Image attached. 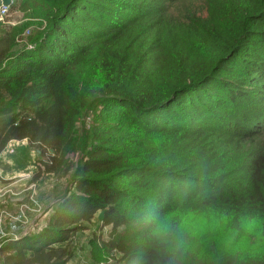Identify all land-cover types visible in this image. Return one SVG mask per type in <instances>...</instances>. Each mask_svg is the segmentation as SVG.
Here are the masks:
<instances>
[{
  "label": "trees",
  "instance_id": "16d2710c",
  "mask_svg": "<svg viewBox=\"0 0 264 264\" xmlns=\"http://www.w3.org/2000/svg\"><path fill=\"white\" fill-rule=\"evenodd\" d=\"M174 1L13 0L25 22L0 20V159L26 142L72 187L46 224L2 240L0 264L89 247L87 264H264V0L183 18ZM190 214L237 236L254 223L262 252L183 254ZM90 226L107 237L79 244Z\"/></svg>",
  "mask_w": 264,
  "mask_h": 264
},
{
  "label": "rangeland",
  "instance_id": "374dc122",
  "mask_svg": "<svg viewBox=\"0 0 264 264\" xmlns=\"http://www.w3.org/2000/svg\"><path fill=\"white\" fill-rule=\"evenodd\" d=\"M213 1L217 6L228 2ZM168 5L171 6V14L177 18H183L185 15L206 16L208 11L207 0H175ZM23 16L21 12L11 11L5 20L9 24L17 25L25 22ZM253 145L246 144L243 151L236 153V158L244 159L252 151ZM39 155L36 146L33 148L24 142H14L0 159L3 165L0 167V243L8 236L29 233L46 224L48 217L53 213L49 211L51 207L72 187V172L66 176L46 173L47 155ZM76 158L77 155H72L71 161ZM257 229V225L252 223L246 227L243 235L237 236L220 225H210L202 216L190 214L181 224L177 242L183 254L197 253L204 259L209 257L211 250L216 253L256 255L263 250ZM207 230L210 236L203 237ZM103 235L106 238L108 231L101 232L90 226L89 229L81 231L78 243H88L89 238L100 242ZM86 255L93 263V254L89 247L87 251L78 252L70 264H87ZM113 258L100 264H114ZM119 261L115 257L116 264H119Z\"/></svg>",
  "mask_w": 264,
  "mask_h": 264
},
{
  "label": "built area",
  "instance_id": "2783aa9c",
  "mask_svg": "<svg viewBox=\"0 0 264 264\" xmlns=\"http://www.w3.org/2000/svg\"><path fill=\"white\" fill-rule=\"evenodd\" d=\"M10 7L4 6L3 3L0 4V20H5V18L8 17L9 12H10Z\"/></svg>",
  "mask_w": 264,
  "mask_h": 264
},
{
  "label": "water",
  "instance_id": "95a60500",
  "mask_svg": "<svg viewBox=\"0 0 264 264\" xmlns=\"http://www.w3.org/2000/svg\"><path fill=\"white\" fill-rule=\"evenodd\" d=\"M2 3H3L4 6H8V7H10L13 4L12 0H2ZM104 216H105V213L101 212L100 215H99V219L101 221H103L104 220Z\"/></svg>",
  "mask_w": 264,
  "mask_h": 264
},
{
  "label": "crops",
  "instance_id": "0c3cea01",
  "mask_svg": "<svg viewBox=\"0 0 264 264\" xmlns=\"http://www.w3.org/2000/svg\"><path fill=\"white\" fill-rule=\"evenodd\" d=\"M24 143H26V142H24Z\"/></svg>",
  "mask_w": 264,
  "mask_h": 264
}]
</instances>
